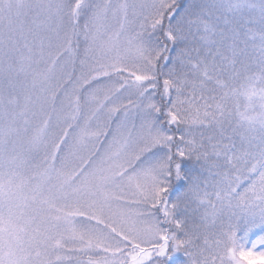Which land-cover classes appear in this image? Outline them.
<instances>
[{"label": "snow or ice", "instance_id": "1", "mask_svg": "<svg viewBox=\"0 0 264 264\" xmlns=\"http://www.w3.org/2000/svg\"><path fill=\"white\" fill-rule=\"evenodd\" d=\"M0 264H264V0H0Z\"/></svg>", "mask_w": 264, "mask_h": 264}]
</instances>
